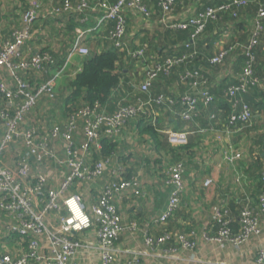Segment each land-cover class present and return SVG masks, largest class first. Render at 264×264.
<instances>
[{"label":"built area","instance_id":"obj_1","mask_svg":"<svg viewBox=\"0 0 264 264\" xmlns=\"http://www.w3.org/2000/svg\"><path fill=\"white\" fill-rule=\"evenodd\" d=\"M165 10H170L172 1L162 0ZM232 4L246 5V0H234ZM30 9L25 12L22 18L23 26L16 29L12 35L13 40L5 42L0 47V72L5 70L8 77H0V98L4 97L10 105L13 106V113L7 110L0 111V119L4 124L5 133L0 138V217L9 222L8 230L11 234H19L27 240L28 252L19 257L4 253L0 247V264H81L80 254L84 250L82 240H75L77 234H82L97 229L96 249L99 253V264H114L117 253L115 246L118 244L120 237L128 231H135L138 225L133 223L125 225L119 213L115 196L126 194L128 191L136 197L142 195L137 178L130 180L118 177L116 182L107 185L105 191L97 202L92 204L91 213L87 212L83 196L79 192L73 191L80 183H87L93 179H103L105 177V167L111 163L108 157L102 161L92 163L80 156V151H84L91 158L93 153L102 149V144L106 139H114L115 135L120 133L131 121L139 116L147 114V109L153 101L149 100L140 105H127L120 107L115 113H107L104 107L99 103L93 105L86 101L79 100L67 105L68 117L66 122L61 126L58 123L44 122L46 133H42L39 125H26V116L33 112L47 99L48 108L53 103L57 95L58 77L62 75L63 69L57 71L54 77L45 83L33 84L28 80L26 74L30 71L39 72L45 62H50L51 58L47 54L27 55L23 51L27 43L31 40L33 26L38 18L41 5L37 0L31 2ZM88 7L86 2L77 8ZM106 7V6H105ZM128 7L146 17L145 23L149 22L148 10L140 4V0H120L119 3L109 12L99 19L94 27L80 30L77 34L74 46L69 53V58L73 56L84 57L89 54V49L82 45V39L95 33L97 41H102L99 34L105 32L106 21L117 20L115 31L110 33L114 46L120 51L126 50L124 39L126 35L127 18L122 14V10ZM65 11H72L68 0L61 9L54 12L61 14ZM215 12L210 10L207 14H200L198 17L191 18L187 22L178 24L179 28H188L196 26V33L202 31L209 20H213ZM264 17V10L258 14L255 22L257 33L254 40L248 47L247 57L252 58L251 50L258 44L257 35L262 33L263 27L260 22ZM143 44L139 45L140 47ZM222 54V53H221ZM219 55L213 59V63H218L224 59V55ZM133 58L142 59L145 55L142 48L135 52H129ZM69 60V59H68ZM175 62V61H170ZM177 64V63H176ZM179 64V63H178ZM141 71H148L145 82L138 89L134 86V91L146 93L150 83L156 74L150 72L148 67H141ZM82 71L79 69L76 76ZM244 83L235 88L239 95L247 91L249 85H260L259 80H252V72L247 70L243 73ZM233 93V91H232ZM162 98L156 100L160 104ZM212 98L206 96L204 103L208 104ZM199 100L195 97L184 96L180 105L184 108L181 118L183 121H190L196 113ZM239 102V100H238ZM172 103V102H171ZM173 104V103H172ZM46 105V104H45ZM173 115L177 116L173 107ZM146 111V112H145ZM237 115L230 120L228 125L218 130L221 134L227 135L229 132H242L248 130L253 125L255 115L247 105L236 113ZM83 122L84 142L76 143L75 135L77 123ZM50 124V125H49ZM217 125V124H216ZM215 127L209 129L214 130ZM168 134V133H167ZM222 140L223 136L218 135ZM62 141L66 146L63 153H58L55 147V141ZM168 141L177 146L187 145L186 134L172 131L168 134ZM14 144L17 150L22 154L17 156V169L14 171L5 163L4 155L9 145ZM22 148V149H21ZM225 161L234 164L242 154L235 152L229 147L223 152ZM54 168L63 170L66 176L59 178L57 174L54 179L60 182V188H54L50 178L39 171ZM185 173L186 165L183 160L172 165L164 179L166 188H172V194L165 209L160 212L156 222L163 228L162 235L153 238L145 234L146 246L149 248L161 247L167 245L174 238L180 242L185 251L190 253L189 262L191 264H214L202 260L199 262L195 259L196 242L191 241L187 236L172 234L168 231L169 220L174 216L180 204L185 191ZM264 181V173H263ZM212 179H206L204 186H212ZM228 206L219 203L213 207L212 220L219 225L214 234L205 235L206 240L217 248L224 249L227 246H234L246 254L247 246L258 243L257 256L246 264H264V245L261 243L264 239V191L259 197L257 207H246L241 211L239 216V231L232 232L230 224L231 219H226ZM207 233V232H205ZM49 252L44 254L42 252ZM173 253L176 250H171ZM142 258L134 255L129 264H141ZM220 264V263H216ZM226 264V263H223Z\"/></svg>","mask_w":264,"mask_h":264},{"label":"trees","instance_id":"obj_2","mask_svg":"<svg viewBox=\"0 0 264 264\" xmlns=\"http://www.w3.org/2000/svg\"><path fill=\"white\" fill-rule=\"evenodd\" d=\"M17 1L14 6H10L8 9L11 18L19 14L21 17L20 26L11 28L10 36L2 42V45L13 40L14 31L22 28L23 15L32 6L31 0ZM37 1L41 5V10L32 29L33 36L23 51L27 55L35 52H37L36 54H47L50 56L51 61L43 63L39 72L30 71L26 74L28 80L33 84L45 83L51 80L57 71L63 69L65 59L69 58V53L74 46L72 42H75V39L71 41L61 32L68 29L70 34L75 36L78 30L94 27L95 23L104 17L110 8L117 5L120 0H68L72 11H65L61 14L54 11L61 9L67 0H47L48 5L44 9L42 2ZM168 1H172V4L170 10L167 11L164 9L162 0H140V4L149 12V22L147 23L143 21L146 17L139 15L138 12L128 7L122 10V14L127 18L124 39L126 50L124 52L114 46L110 37V33L115 31L117 27V20L106 21L104 23L106 26L105 32L99 34L100 36L105 34V46L100 52L93 50L90 52V48H88L89 54L82 57L84 59L82 62L83 69L69 87L71 93L70 97L66 98L67 101L75 105L78 98H80V101L84 100L90 105L99 103L102 106H108L107 104L113 95L108 111L109 113H115L122 106L140 105L152 100V105L149 108L146 107L147 114L139 116L135 119V122L139 126L140 133L151 136L153 147L160 149L165 146L168 136L162 132L164 129L159 128L165 118H158L160 125L155 124L156 117H154V113L158 111L160 113L165 112L166 116L175 118L172 109L169 108L171 106L177 117H180L182 111H184V108L180 105L182 97L193 96L199 100L196 113L192 120L183 121L185 122V130H177L186 134L187 145L183 150L186 153L194 145L192 143L193 133L197 131L201 133L204 131L201 128L210 127V124L220 125L221 128L223 125H228L230 120L242 108V105H247L255 117L253 125L247 131L243 130L240 136L246 133L253 137L250 140L255 139V144H259L262 142L263 136L257 134L256 122L262 124V116L264 115V17L260 20L263 30L260 36L259 33L257 35V38H259L258 44L254 45L251 50L253 59L247 57V54L248 47L257 33L255 22L259 12L264 10V0H246V5L232 4L234 0ZM82 2H86L88 7L78 10L77 8ZM190 4L192 6L189 8ZM5 6V1L0 0V8L4 9ZM20 8L21 10H19ZM210 10L215 12V18L209 20L202 31L196 33L198 29L196 26L178 27V24L187 22L200 14H207ZM138 19L142 20V24L135 25ZM50 20L62 21L65 25H51L50 29L46 30V24ZM0 32H2L1 27ZM3 33L7 37V33L4 31ZM44 33L46 35L42 36ZM61 37L67 38V41L62 43L63 47L54 50L50 46H46L45 39L48 40L47 42L54 41L55 44H61ZM38 44L43 46L39 47ZM141 44L143 45L140 47ZM141 48L145 53L141 60L129 55V52H135ZM220 54L224 55V59L218 63H213V59L218 58ZM141 67H148L149 71L154 72L156 76L150 83L146 93H138L133 96L134 89L132 86L139 89L145 82L148 73L146 69L141 71ZM247 70L252 72L251 79L259 80L260 85H249L247 91L239 95V92L233 87L238 88L244 83L243 73ZM206 96L212 98V101L208 104L204 103ZM160 98H162V101L157 104L155 101ZM3 110L13 113V106L4 97H1L0 111ZM31 113L27 114L26 122L27 118L33 117L30 115ZM47 119L48 116H46L45 122H47ZM197 121L202 124L199 128L195 127ZM0 125L3 126L4 130L1 119ZM33 125L39 124L35 123ZM39 127L41 126L39 125ZM189 128L193 129L186 130ZM251 141L253 142V140ZM116 146V144L106 139L102 144V149L93 153L91 162H100L104 157H110L116 151ZM166 147L167 145L164 148L166 149ZM173 150L171 151L173 152ZM177 152H181V149ZM120 157L127 159L124 156ZM250 158L248 172L252 174L251 176L256 182V197L259 198L264 191L263 178L261 180L264 173V157L262 158L260 154L255 155L253 149ZM17 161L18 158L16 157L14 161L16 168L10 165L14 171L17 169ZM135 169L134 166L127 168L124 177L135 178L132 175V171ZM167 189L171 195L172 188ZM245 208L246 206L241 211ZM178 210L175 211L174 216L169 221L178 214ZM241 211L236 213L234 205L231 211L228 209L226 219L233 217L239 220ZM218 227L219 225H217ZM167 229L175 234L169 229V222ZM74 239L79 240L77 237H74Z\"/></svg>","mask_w":264,"mask_h":264},{"label":"crops","instance_id":"obj_3","mask_svg":"<svg viewBox=\"0 0 264 264\" xmlns=\"http://www.w3.org/2000/svg\"><path fill=\"white\" fill-rule=\"evenodd\" d=\"M139 24H142V20L140 19H138L135 25ZM79 31L80 30H78V32ZM44 35L46 34L44 33L42 36ZM94 35L95 33H91L85 36L81 43H83V46L88 47V45L91 46L96 42L98 45L94 51L100 52L105 46L104 42L106 41V36L105 34H101L99 38L102 41H97ZM88 36L93 40V42L89 44ZM47 37L49 36L47 35ZM60 41H62L61 44H55L54 41L46 42V46H50L54 50L59 49L63 47L62 43L67 41V38L61 37ZM38 46L40 47L43 45L38 44ZM67 58L65 59L66 64L64 63L63 65V73L58 77L57 95L54 102L50 103V108H48L49 102L47 99H44L37 109L30 114L33 117L27 118L26 125L31 126L38 123L41 126L40 130L42 133L47 132L44 123L46 116H48V123H58L61 126L67 120L69 114L67 105L69 101H67L66 98L70 97L71 93L69 87L72 82L76 80L77 71L83 69L82 62L84 60L80 56L70 57L68 58L69 60ZM0 77H5L6 79L8 77V72L2 70L0 72ZM71 89L73 88L71 87ZM136 93L137 91H133V96L136 95ZM112 97L113 95L111 96L110 102L107 104L108 106H103L107 113H109L108 108L110 110V103L113 100ZM154 114L156 115L155 124L160 125L158 118H165V121L159 128H162V130L164 129L162 132L167 136L169 132L172 131L180 134L181 132L177 130L184 129L185 122H183L181 117L176 116L172 118V116H166L167 114L165 112L160 113L159 111ZM135 121L136 120L131 121L120 133L114 136V139H107L117 146L114 154L108 157L111 163H107L105 167V177L103 179H93L87 183H80L77 188L73 190L79 192L83 196L85 208L92 216L91 206L98 201L107 185L116 182L118 177L130 180V178L124 177L127 168H129V166H134L137 169V172L132 171V175L137 178L140 188L142 189V195L136 197L128 191L126 194H123V196L121 194L115 196L119 213L124 224L130 225L135 223L138 225V228L135 231H128L120 237L118 244L115 246L117 253L115 254L116 261L114 264H129L132 257L134 255L139 256V254L142 258L141 264L192 263L189 262L190 253L185 251L182 244L175 238L167 245L161 247L149 248L145 243V234L153 238H158L162 233L163 228L156 222V219L160 212L167 206L170 196V191L164 185V179L168 169L177 163L178 160H183L186 165V187L178 210L179 212L177 211L178 214L176 212L177 215L169 221L172 222L173 228L170 227L169 229L180 236L188 235V239L196 242L194 254L198 262L202 260L214 264H246L248 261L254 260L258 252V243L254 242L253 245L247 246L245 249V252H247L244 254L234 246H227L223 250L217 248V246L206 240L205 235L214 234L217 230V225L212 220V214L213 207L219 203L226 204L230 211L235 205L236 213L240 212L245 206L253 208L259 205V198L256 197L257 194L255 190L256 182L251 176L252 174L248 172V167L251 160V150L254 149L255 155L260 154L262 158L264 157V115L262 116V124H259L258 121L256 122L258 127L257 134L259 133L258 135H261V137L263 136L262 142L259 144H255V139H251L253 140L252 142L250 140L252 136L250 137V135L246 133L240 136L241 132L232 131L223 136L224 134H221L218 130H222L224 125L221 128L220 125L216 126L215 124L209 123L210 127L201 128L204 130L201 133L194 131L195 133H193L192 141L194 145L187 153L183 151L184 146H177L175 144L178 143L173 142L174 144H172L170 141L164 144L165 146L167 145V153L162 150L158 151L160 149L155 148L156 151L161 152L160 158H162L163 154H171V162L173 163L166 167L164 164L155 166L154 163H152L151 170L147 169V163H140L139 159H135L139 156L141 145L138 144L141 143L140 141L145 142L143 147H149L152 150L153 156L154 153H156L153 151V140L151 136L148 134H141L138 128L139 126ZM201 126V122L197 121L195 127L199 128ZM192 127L194 128V125ZM213 127H215L214 130H209ZM193 128L186 130H192ZM82 129L83 122L79 121L77 123L75 135V142L79 144L84 142ZM4 133L3 126L0 125V135ZM253 133L255 132L253 131ZM218 135H222L223 139L219 140ZM54 144L58 153L65 152L66 146L62 141H55ZM229 147H232L235 152L238 151L242 154L241 158L234 164L225 161L222 155V149L226 150ZM172 149H174L173 152L171 151ZM180 149L181 152H177ZM126 150L127 152L133 150L136 154L135 157H130L129 154L126 153ZM21 152L22 151L17 150L14 144L9 145L4 155L5 163L16 168L14 161L19 154H22ZM80 156L84 157L87 163L92 160L82 149L80 151ZM120 156H124L127 159H122ZM145 158H147V156ZM162 163H165V161H162ZM234 165H236V167H234ZM139 169L145 172L140 173ZM39 171L45 173L50 178L52 186L57 189L60 188V182H57L54 177L59 174L61 180V178L65 177L67 174V172L65 173L63 170L54 168H48L47 170L39 168ZM148 172L151 173L150 177ZM209 178L212 179V186L205 187L204 181ZM230 219L231 230L237 233L239 231L238 219L233 217ZM8 225L9 222L0 217V247L3 252L11 253L17 257L26 254L28 252L27 240L22 238L19 234H11V231L8 230ZM76 237L82 240L85 246L79 257L81 264H99V253L96 249L98 242L97 229L94 227L87 232L77 234L75 238ZM261 243L264 245V239ZM172 249L176 250V252L173 253L171 251ZM42 253L49 254L48 251H43ZM38 264L43 263L39 262Z\"/></svg>","mask_w":264,"mask_h":264},{"label":"rangeland","instance_id":"obj_4","mask_svg":"<svg viewBox=\"0 0 264 264\" xmlns=\"http://www.w3.org/2000/svg\"><path fill=\"white\" fill-rule=\"evenodd\" d=\"M5 1V8L2 9L0 8V27H1V30L2 32H0V47L2 45V42L5 41L6 38H8L10 36L9 32L11 30V28L13 29L14 27H19L20 23H21V17L18 15H16L14 18H11L9 16V7L10 6H14L18 1L17 0H4ZM33 0L30 1V3L32 2ZM42 2V7L43 9L46 8L47 6V1L46 0H40ZM192 6V4L189 5V8ZM21 10V8L19 9ZM40 24H44V23H40ZM64 23L62 21H55V20H50L47 24H46V30H49L51 25H61ZM96 24V23H95ZM4 32L7 33V37L4 35ZM78 33V32H77ZM76 33V35H77ZM62 35L64 36H67L71 41L75 39L76 35L74 36L73 34H70V32L68 31V29H66V31L64 32H61ZM230 35H231V31H230ZM35 40H37L35 38ZM48 40L45 39V42H47ZM90 42H93V40L90 38V36H88V44ZM38 43V42H37ZM98 44L95 42L93 43L91 46L88 45V47L90 48V52H92V50L94 51L96 46ZM87 47V46H86ZM87 47V48H88ZM93 47V49H92ZM156 116V115H155ZM154 116V117H155ZM247 131V130H246ZM141 143H139L138 145H141L140 147V151H139V156L136 157L135 159H139V162L141 163H147V169H150L151 170V165L152 163H154L155 166H159V165H162L164 164V166L166 167L167 165L169 164H172L173 162L172 161V155L171 154H163L162 155V158L161 157V152H158V151H165V152H168L166 151V149L163 147V148H160V150L156 151V149L153 147V151H155L156 153H154V156H153V153H152V150L149 148V147H143L144 143L143 141H140ZM225 150L222 149V155H223V152ZM126 153L129 154L130 157H135V153L133 150H130L127 152L126 150ZM147 156V158H145ZM175 160H176V157H175ZM162 161H165V163H162ZM159 162V163H158ZM170 162V163H169ZM139 163V164H140ZM234 167H236V165H234ZM130 168V166H129ZM133 171H136L137 172V169L133 170ZM139 172L142 173V172H145V171H140L139 169ZM148 175L150 177L151 173L148 172ZM171 225L173 226L172 222H169V228L171 227Z\"/></svg>","mask_w":264,"mask_h":264}]
</instances>
